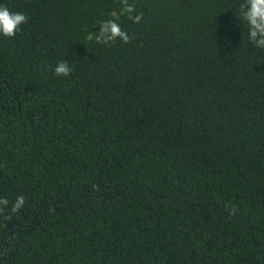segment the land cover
I'll list each match as a JSON object with an SVG mask.
<instances>
[{
	"label": "trees",
	"instance_id": "obj_1",
	"mask_svg": "<svg viewBox=\"0 0 264 264\" xmlns=\"http://www.w3.org/2000/svg\"><path fill=\"white\" fill-rule=\"evenodd\" d=\"M128 3L140 23L121 0H0L28 17L0 36V264H264L243 0ZM109 19L131 43L90 38Z\"/></svg>",
	"mask_w": 264,
	"mask_h": 264
},
{
	"label": "clouds",
	"instance_id": "obj_2",
	"mask_svg": "<svg viewBox=\"0 0 264 264\" xmlns=\"http://www.w3.org/2000/svg\"><path fill=\"white\" fill-rule=\"evenodd\" d=\"M135 6L128 0H121L120 15H126L133 23H140L143 14H134ZM116 13H113L115 16ZM28 17L21 12H10L6 5L0 4V36L5 38L14 37L20 30V26L27 23ZM240 20L248 27V42L256 49L264 50V0H243L240 5ZM90 38L97 44L111 45L117 40L124 44L131 43L132 37L122 30L120 25L113 19L101 22L98 33H90ZM72 69L69 62L60 61L55 69L56 76L67 77ZM25 204V197H16L11 206V213L19 212ZM8 205L7 199L0 198V212Z\"/></svg>",
	"mask_w": 264,
	"mask_h": 264
}]
</instances>
